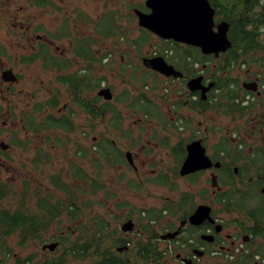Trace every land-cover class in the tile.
<instances>
[{
    "label": "flooded vegetation",
    "instance_id": "flooded-vegetation-1",
    "mask_svg": "<svg viewBox=\"0 0 264 264\" xmlns=\"http://www.w3.org/2000/svg\"><path fill=\"white\" fill-rule=\"evenodd\" d=\"M29 1L33 8L42 11L54 6L51 0ZM77 2V9H74L76 21L74 19L69 21L68 16L64 15V10L56 5L54 24H50V27H46L41 22L36 25L31 24L30 27L20 23L17 39L12 42L13 46L0 40V188L4 193L0 195V210L7 211L9 215L17 213L23 216L20 221L22 224L15 229L9 231L0 229V255L9 254L10 250L6 242L9 237L20 236L19 245H22L25 233L32 229L36 233L25 238L26 240H37V237L46 239L45 233L55 225V230L60 231L61 237L51 235L55 242L36 244L41 245V251H47L51 256L39 260H36L35 256H28L24 260H17L15 264H70L68 262L71 259L78 261L77 264H93V262L140 264L134 262V255L135 247L141 241L151 245L155 253H160L159 264H264L262 81L257 75L249 77L242 85L255 82L257 91L241 88L238 90V95L231 96L235 101L234 104L222 109L220 101L231 100L221 94L225 93L226 89L219 88L220 85L228 83L221 79L225 73L212 71L207 75L203 70L199 72L196 70L199 63L193 60L194 56L207 55H202L198 48L173 41L168 43L182 48L181 57L170 59L167 56L148 55L144 59L162 57L167 65L178 72L177 76H165L147 68L143 63L142 66L145 71L160 77L163 82L170 81L171 84L180 81L184 86L185 95L180 94L179 97L167 99L168 94H173V89L167 87L165 83L162 84L164 94L161 100L163 102L174 100V103L168 105L163 103L167 106V111L163 112L145 93L136 89L131 107L145 117L135 120L136 123L143 122L142 124L153 127L150 129L149 144L153 143L152 139L155 140L154 131L157 129L156 135L160 141L158 144L169 150L176 158L178 167L174 169L173 175L180 179L178 200L172 203L173 205L164 204L161 207L152 206L136 211L134 206L116 198L110 210L104 213H99L100 210H97L98 214L89 220H85L84 215H79V205L75 204L74 197L81 180L84 179L86 182L84 173L68 158H66V171L61 168L52 171L53 168H50L52 159L45 151L51 145L57 146L55 154L64 151V136H73L78 143L83 139L86 140L87 134L82 128L83 126L85 128V123L76 124L75 118L80 115L97 118L98 115L93 109L102 105L97 103V106L89 108L82 99L86 94L87 83L86 69L82 63L87 61L90 68H96L99 66L97 63L101 64L103 59L98 61L91 50L89 55H85L83 50L88 46L84 43L71 44L72 39L81 41L79 37L72 36L73 21L82 23L83 28L89 25L90 21L87 18L93 17L85 12L81 0ZM145 3L146 0L136 6L140 8L136 10L149 14L151 10ZM209 3L216 12L218 9L211 1ZM42 11L35 12L36 15L32 18L44 17ZM73 49L76 53L80 51L83 54L78 53L80 56H76L72 53ZM222 59L224 60V57ZM122 66L123 64L120 68ZM198 77L201 78V87L207 89L203 97L200 90L193 92L188 88L190 80ZM94 82L90 91L99 89L98 93L103 88H107L103 86L105 85L103 77L95 79ZM236 84L238 83L235 80L229 83V86L235 88ZM144 87L151 91L145 83ZM108 88L112 93V88ZM76 93L78 96L75 95ZM97 93L96 96L102 98ZM62 97L67 100H62ZM255 99L261 102L255 104ZM182 107L187 108V115L178 113ZM238 107L240 111L236 110ZM216 113L228 120L231 118L232 120L240 118V120L233 121L232 127L215 124L211 120L212 125L203 129V137L192 135L185 139L179 137V132L192 123V116L197 119L199 115L210 114V117H213ZM113 117L110 120V128L118 131L122 120L114 112ZM230 131L232 135H228ZM68 137L65 139L69 142ZM242 137L251 138L252 144L245 148L246 144L242 143ZM173 139L178 140L172 144ZM208 140L214 143L211 144L210 150ZM196 141L200 142L205 150L210 166L181 175L187 147ZM107 142L108 138L104 136L99 138L90 161L98 163L97 153H102L104 163L117 166L123 157L118 154L117 149L111 151L115 152L112 156L109 155L110 152L105 154L109 148ZM109 143L110 150L113 149L112 145L117 148L113 141ZM153 146H146L145 142L142 145L148 150ZM74 151L72 156L74 154L76 157ZM77 152L79 161L88 154L82 145L78 146ZM127 155L129 158L126 157ZM123 156L124 159L126 158L127 167L133 173L147 166L145 161L141 162V166H137V161L129 151ZM24 157L29 160L28 164L21 162ZM15 159L18 160L19 167L11 168L5 165ZM45 167L49 168V172H44L47 169H44ZM2 170L7 175L10 174L9 171L19 170L15 176L21 180L20 185L13 188L8 178L5 180L2 178ZM149 171L156 174V169ZM35 179L41 185H31ZM87 182L85 185L92 194L99 192L103 194L105 200L103 204L99 203V206L102 209L108 207L109 200L116 195L97 180L88 178ZM91 182L97 183L95 188H92ZM152 182L160 187L170 186L171 191L176 190V186L168 184L165 174L159 173ZM126 186L134 196L139 195L144 189L143 182H137L134 178L129 179ZM7 201L9 202L6 206H14V211L2 208ZM26 217L29 219L25 221ZM92 221H97L96 227L100 229L97 236L107 238L96 241L95 244H99L96 252L94 249H88L85 253L74 257L80 244L91 234ZM128 222L131 228L124 231L123 227ZM83 225L86 233L80 234L78 229ZM60 226L63 228L61 229ZM49 244L56 246L50 250L47 247ZM59 249L60 254L53 256ZM0 264H4L2 259Z\"/></svg>",
    "mask_w": 264,
    "mask_h": 264
},
{
    "label": "rangeland",
    "instance_id": "rangeland-1",
    "mask_svg": "<svg viewBox=\"0 0 264 264\" xmlns=\"http://www.w3.org/2000/svg\"><path fill=\"white\" fill-rule=\"evenodd\" d=\"M51 1L54 6L42 11L41 9L33 8L30 5L29 0H0V40H4L8 45L13 46L12 42L17 39L20 23L24 24L25 27H30L31 24L36 25L41 22L46 27H50V24H54L56 16L54 8H56V5H59L64 10V15L68 16L69 21L74 19V9H77V0ZM143 1L144 0H81L85 12L93 17L87 18V20L90 21L88 22L89 25L83 28L82 23L79 24L78 22L73 21V29H71L72 36L79 37L81 41L72 39L71 44L82 45V43H84L88 46H85L86 49L83 50L85 55H89L91 50L93 56L98 61L103 59L101 64L97 63L99 66L96 68H90L89 62L87 61L82 63V66L86 69L87 79L86 94L83 95L82 99L88 104L89 108L97 106V103H101L102 105L93 109L98 115L97 118H90L87 115H80V117L75 118L76 124L81 123L83 125V123H85V128L84 126L82 128L86 131V140L83 139L82 142L78 143L73 136H64V151L55 154L57 152V146L55 145H51V148L49 147L45 151L52 159V165L50 166V168H53L51 169L52 171H55L58 168L66 171V158H68L71 159L77 167H80L79 169L84 173L83 175L86 182L82 179L81 183L78 184V190L75 192L74 200L75 204L79 205V215H84L83 217L85 220H89L98 214L97 210H100L99 213H104L106 210H110L113 201H115L116 198L119 201L122 200L129 205L134 206V209L137 211L140 209H148L152 206L161 207L164 204L173 205L172 203H176L180 193V189L178 190L180 179L178 176L173 175L174 169L178 167L176 158L170 154L169 150L160 147L158 144L160 141L156 135L157 129L154 131L155 140L152 139L153 143L149 144L148 140L151 136L150 129L153 127L148 124H142L143 122L136 123L135 120L145 119V117L144 114L131 107L133 96L136 94V89H139L141 93H145V95L151 99L152 103L159 107L163 112L167 111L166 105L174 103V100H166V102L161 100L164 94L162 84L165 83L167 87H172L173 89V94H168L167 99L179 97L180 94L185 95L184 86L180 81L171 84L170 81L163 82L160 77L145 71L142 66V59L148 55L167 56L170 57V59L181 57L183 55L181 54L182 48L180 46L168 43L169 40L161 39L162 41H160V39L156 38L153 34L138 26L135 10L139 8L136 6L141 5ZM36 5H38V3H36ZM37 11H42L44 17H38L37 19L32 18L33 15H36L35 12ZM214 19L215 22L224 20L223 16L217 13L215 14ZM135 42L137 44H134ZM190 50L193 51V49ZM72 53L78 56V53L82 52L79 51L76 53V50L73 49ZM225 53L219 54L217 58H214L213 55H207L210 56L207 60L202 58V56H194L193 60L198 61L197 63H199L196 70L199 72L203 70L207 75H210L212 71H216L220 74L223 72L226 74L225 71L228 68L224 71L222 70L224 66L221 65ZM121 64H123L122 68H120ZM230 69V78L234 82L236 80L238 83L235 85L237 90H241L242 83H244L249 77H255V75H257L262 81L261 89L264 91V73L258 68L254 66H244L243 64L237 63L230 67ZM102 77L103 84H105L103 86L112 88V99L109 101L96 96L99 89L90 91L95 83L94 80H98ZM226 78H228L227 74ZM45 80H47V78H45ZM144 83L151 88V91L144 87ZM97 86L98 84H96V87ZM75 95L78 96L77 93ZM263 97L264 94H262L261 99H263ZM62 100L66 101L67 99L62 97ZM260 102L259 99H255L254 101L255 104ZM106 106H108L109 109L104 112L102 108ZM113 112L120 117V120H122V125L118 131L110 128V120L111 118H114ZM178 113H184L187 115V108L182 107L178 110ZM232 119L233 118L228 120L218 113L213 117H210V114L205 116L199 115L197 119L192 116V123L179 132V137H182L183 139L190 135L194 137H203V129L212 125L211 120L214 121L215 124L226 125L228 127L234 125L233 121L240 120V118ZM128 131H130V133L127 134ZM71 133L73 135L74 131ZM228 135H232L231 131ZM102 136L106 139L108 138L107 144H109V141L115 143L117 148L112 145L113 149L110 150L109 155L112 156L115 152L111 151L117 149L118 154L123 157L119 165L111 166L104 163L105 161L101 155L102 153H97L98 158H96V160L98 163L95 164L90 161L91 154H94L95 143ZM65 137L69 138V142L66 141ZM262 138H264V135ZM177 140L178 139H173L171 143L174 144ZM241 141L246 144L245 148L252 144L251 138L242 137ZM144 142L146 143V146H154L152 149L148 150V148L142 147ZM211 144L213 145L214 143L208 140L209 150ZM79 145H82V147L88 152L86 157L82 158L80 161L77 156V148ZM73 151L76 152V157H74V154L72 156ZM127 151L132 153V157L137 161V166H141L142 161H145V166H147L143 168V170L133 173L127 167V162L125 161L126 158L124 159L123 156ZM21 162L28 164L29 160L24 157L21 159ZM5 165L7 167L15 168L19 167V162L15 159ZM46 168L47 167L44 169ZM150 169H156V174H152L149 171ZM48 170L49 168L44 172ZM9 172L10 174L7 175V173L2 170V178L4 180L8 178L13 188L18 187L21 180L18 179L15 174L19 173V170ZM159 173L167 176L169 185L176 186L175 191H171L170 186L160 187L152 182V180L157 178ZM88 178H92L99 183H102L106 189H109L116 195L115 198L109 200L110 202L107 204L108 207H103L102 209L99 206V203L103 204L105 200L101 192L92 194L90 190L87 189L85 184L88 183ZM132 178L137 182H143L144 184V189L136 196H134L133 192L129 191L126 186L127 181ZM201 181H203V179ZM36 184L41 185L36 179L31 182V185ZM8 202L9 201H7L2 208L14 211V206H6ZM60 228L62 229L63 227L60 226ZM55 229L56 226L54 225L50 231L45 233L46 239L39 237H37V240L27 239L23 241L22 245H19V242L21 241L20 236L16 235L9 237L6 242L7 248L10 252L8 256L1 254L0 259L3 260L4 264H15L17 260H24L28 256H35L36 260L45 259L51 256L49 252L41 251V245L36 244L55 242V240L51 238V235L61 237L59 233L60 231H56ZM82 230H84V225L81 229H78V233H86L85 230L83 232ZM60 252V249L57 250L53 256H58ZM68 263L77 264L79 262L71 259Z\"/></svg>",
    "mask_w": 264,
    "mask_h": 264
},
{
    "label": "water",
    "instance_id": "water-1",
    "mask_svg": "<svg viewBox=\"0 0 264 264\" xmlns=\"http://www.w3.org/2000/svg\"><path fill=\"white\" fill-rule=\"evenodd\" d=\"M145 4L151 12L145 14L135 10L138 26L158 38L198 48L202 55H213L214 58L232 48V43L227 38L229 23L225 20L215 22L216 12L208 0H146ZM142 63L165 76L178 74L162 57L143 59ZM200 80V77L190 80L188 88L193 92L200 90L203 97L207 89L201 87ZM242 88L257 91L255 82L243 84ZM97 95L106 101L112 99L109 88H103ZM126 157L129 158V155ZM209 166L210 161L205 155V150L200 142L196 141L187 147V156L180 174L185 175ZM130 228L131 224L128 222L123 230L127 231ZM55 246L56 244L47 245L50 250Z\"/></svg>",
    "mask_w": 264,
    "mask_h": 264
},
{
    "label": "trees",
    "instance_id": "trees-1",
    "mask_svg": "<svg viewBox=\"0 0 264 264\" xmlns=\"http://www.w3.org/2000/svg\"><path fill=\"white\" fill-rule=\"evenodd\" d=\"M209 1L218 9L216 13L222 15L223 19L230 25L228 37L232 42V48L223 55L224 60L221 62V65L224 66L222 70L225 71V69L228 68L225 71L228 78H226L225 74L221 79L228 83H226V85H220L219 88L226 89L225 93H221L225 98H231L233 95H238V90L229 86V83H231V81L233 82L230 78V67L239 63L244 66H254L264 73V0ZM134 44L137 43L135 42ZM188 53L191 55L190 51ZM202 58L206 60L209 59L207 56H202ZM220 102L222 103L221 108L227 109V107L234 104L235 101L231 98V100ZM237 105L239 106V104ZM108 109V106L102 108L104 112ZM236 110L240 111L239 107ZM110 148L111 144L109 143V148L105 154L110 152ZM95 184L97 183H90V185H93L92 188H95ZM0 195H4L2 188H0ZM22 219L23 216L20 214L14 213L9 215L7 211L0 210V229L5 231L13 230L22 224L20 222ZM28 219L29 217H26L24 220L26 221ZM96 224L97 221H92V232L85 238L84 242L80 244L81 246L75 251L74 257H78L79 254L85 253L88 249H94L96 252L97 248H99V244H95L96 241L105 240L107 238L106 236H97V232L100 231V229H97ZM34 233H36L35 230H27L23 241ZM135 251V263L159 264L160 253H155L151 245L141 241L135 247ZM120 260L121 259H119V261ZM93 264L95 263L93 262Z\"/></svg>",
    "mask_w": 264,
    "mask_h": 264
},
{
    "label": "bare ground",
    "instance_id": "bare-ground-1",
    "mask_svg": "<svg viewBox=\"0 0 264 264\" xmlns=\"http://www.w3.org/2000/svg\"><path fill=\"white\" fill-rule=\"evenodd\" d=\"M147 31V30H146ZM149 32V31H148ZM227 38L229 39V37L227 36Z\"/></svg>",
    "mask_w": 264,
    "mask_h": 264
},
{
    "label": "clouds",
    "instance_id": "clouds-1",
    "mask_svg": "<svg viewBox=\"0 0 264 264\" xmlns=\"http://www.w3.org/2000/svg\"><path fill=\"white\" fill-rule=\"evenodd\" d=\"M215 20V19H214Z\"/></svg>",
    "mask_w": 264,
    "mask_h": 264
}]
</instances>
